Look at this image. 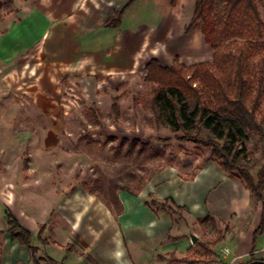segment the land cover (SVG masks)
<instances>
[{
	"label": "crops",
	"instance_id": "0c3cea01",
	"mask_svg": "<svg viewBox=\"0 0 264 264\" xmlns=\"http://www.w3.org/2000/svg\"><path fill=\"white\" fill-rule=\"evenodd\" d=\"M10 1L0 17V81L9 90L29 94L45 113L68 75L103 78L140 68L146 72L152 59L163 66L173 62L168 52L162 59L156 54L160 43L147 41L155 23L147 26L146 20L160 14L161 5L174 7L178 0L175 5L171 0H136L118 27H108L107 21L129 0ZM146 4L149 14L143 19ZM1 141L0 134V146ZM187 174L184 168H170L144 190L121 191L117 195L121 208L115 212L84 187L70 193L58 187L35 190L33 181L19 186L11 176H3L0 167V264H35L29 249L7 233V208L33 233L39 255L58 264H161L160 257L168 254L181 260L195 248L192 225L207 216L232 222L223 241L234 245L227 247L222 259H229V264H246L252 257L264 260V246L260 247L264 232L255 238L262 206L245 184L217 161H207L191 178H184ZM151 197L158 201L171 197L187 207L185 219L151 208L146 204ZM41 225H46L44 235L54 243L41 242Z\"/></svg>",
	"mask_w": 264,
	"mask_h": 264
},
{
	"label": "rangeland",
	"instance_id": "374dc122",
	"mask_svg": "<svg viewBox=\"0 0 264 264\" xmlns=\"http://www.w3.org/2000/svg\"><path fill=\"white\" fill-rule=\"evenodd\" d=\"M10 2L0 0V17ZM258 5L264 22V0H259ZM146 8L141 14L143 19L149 14L148 5ZM194 9L195 0H178L174 7L161 5L160 14L146 18L147 26L155 23L154 33L145 32L147 41L160 43L161 49L155 52L161 53V59L168 52L187 65L212 61L214 51L205 42L201 29L186 32ZM263 58L264 49L256 54L255 61ZM146 75L141 68L132 74L103 78L68 75L60 83L56 101L47 105L49 113L43 112L29 94L9 90L0 81L3 176H11L19 186L31 180L35 190L58 187L70 193L81 186L106 201L112 198V192L118 195L125 189L137 192L148 188L153 178L170 168H184L187 179L207 161H215L210 148L181 140L182 132L175 133L157 121L151 103L152 85L145 81ZM115 102L118 114L113 112ZM258 116L264 117V91ZM135 140L139 142L129 153V145ZM263 146L264 140L250 133L246 147L256 164L252 170L255 178L263 163ZM173 210L170 213L174 218L185 219L183 210ZM231 224L230 220L216 222L222 232ZM192 227L197 239L191 238L195 248L187 254L188 263L168 254L160 257L161 264H229V259L222 256L234 242L226 240L214 245L217 232L212 222H195ZM33 243L37 244V239Z\"/></svg>",
	"mask_w": 264,
	"mask_h": 264
},
{
	"label": "trees",
	"instance_id": "16d2710c",
	"mask_svg": "<svg viewBox=\"0 0 264 264\" xmlns=\"http://www.w3.org/2000/svg\"><path fill=\"white\" fill-rule=\"evenodd\" d=\"M136 0H129L107 21L108 27H118L125 11ZM175 5L177 0H171ZM259 0H195V10L186 32L200 28L205 42L214 51L212 61L187 65L175 57L173 63L163 66L152 59L146 65L145 81L152 85L151 103L158 122L182 132L181 140L210 148L215 161L231 176L240 179L251 191L254 200L261 204V222L255 238L264 232V146L262 166L257 177L252 174L256 164L250 157L246 141L250 133L264 140V117L258 110L264 91V58L255 56L264 49V38ZM262 63V64H261ZM118 114L119 105L113 104ZM135 140L129 145L133 150ZM129 155V154H128ZM107 204L121 208L118 196L112 192ZM146 204L158 210L174 212L173 208L187 210L171 197L163 201L150 199ZM5 218L7 233L13 241L26 246L35 264H58L49 256H40L33 245V233L25 228L15 214L7 208ZM212 222L217 232L214 245L230 233L229 225L224 232L217 229L216 221L207 216L200 224ZM41 225L38 237L44 244L54 243ZM176 239V238H173ZM255 246V244H254ZM204 247V246H203ZM254 254V249L252 256ZM180 261L188 263V257ZM257 261L252 257L250 264Z\"/></svg>",
	"mask_w": 264,
	"mask_h": 264
},
{
	"label": "water",
	"instance_id": "95a60500",
	"mask_svg": "<svg viewBox=\"0 0 264 264\" xmlns=\"http://www.w3.org/2000/svg\"><path fill=\"white\" fill-rule=\"evenodd\" d=\"M191 238H192L193 241H196V239H197V237L195 235H192ZM250 264H264V260H257V261H255L253 263H250Z\"/></svg>",
	"mask_w": 264,
	"mask_h": 264
},
{
	"label": "built area",
	"instance_id": "2783aa9c",
	"mask_svg": "<svg viewBox=\"0 0 264 264\" xmlns=\"http://www.w3.org/2000/svg\"><path fill=\"white\" fill-rule=\"evenodd\" d=\"M227 252H228V250H227Z\"/></svg>",
	"mask_w": 264,
	"mask_h": 264
}]
</instances>
